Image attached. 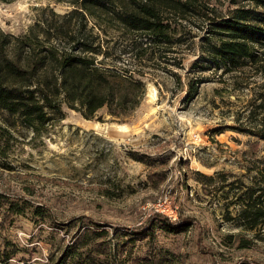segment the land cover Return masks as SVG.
<instances>
[{
	"label": "rangeland",
	"instance_id": "1",
	"mask_svg": "<svg viewBox=\"0 0 264 264\" xmlns=\"http://www.w3.org/2000/svg\"><path fill=\"white\" fill-rule=\"evenodd\" d=\"M202 1L183 15L163 13L176 27L171 45L97 19L104 52L97 60L142 85L129 112L116 117L102 107L85 118L63 103L62 116L53 115L35 134L0 111V192L49 214L36 223L19 216L9 229L28 248L26 264H40L72 242L84 256L97 240L103 251L93 252L101 264L145 257L161 264H264V220L246 229L234 203L241 182H258L264 166V140L256 135L264 129V49L234 69L207 63V21L199 14L252 4ZM72 7L67 1H0V29L24 34ZM85 16L92 26L94 19ZM196 172L213 179L202 185ZM163 217L175 223L186 217L190 225L170 231ZM99 230L107 233L90 236Z\"/></svg>",
	"mask_w": 264,
	"mask_h": 264
},
{
	"label": "trees",
	"instance_id": "2",
	"mask_svg": "<svg viewBox=\"0 0 264 264\" xmlns=\"http://www.w3.org/2000/svg\"><path fill=\"white\" fill-rule=\"evenodd\" d=\"M55 1H67L73 7L64 14H55L56 20H44L45 26L43 22H35L24 34L13 35L0 29V111L35 134L45 129L53 115L62 116L63 103L80 111L85 118H91L102 107L117 117L137 105L136 97L142 85L126 70L111 68L97 60L98 55L104 54L94 30L99 29L97 19L105 17L114 27L117 24L127 32H138V37H149L155 44L171 45L176 41V27L163 13L183 15L195 4L204 5L202 0ZM248 1L251 6L234 7L226 14H199L207 21L203 44L207 63L234 69L253 61L258 47L264 49V0ZM85 14L94 19L92 26H87ZM199 83L198 80L190 84L189 97L197 91ZM256 135L264 140V129ZM212 179L196 172L195 180L202 185ZM241 184L242 196L234 202L238 205L236 217L246 229H251L264 220V166L259 171L258 182ZM19 216L36 223L44 221L49 214L26 198H12L0 192V264H26L24 254L28 248L9 231ZM163 220L165 229L174 232L184 231L190 225L186 217L179 223L169 222L166 217ZM129 231L141 233L138 228ZM106 233V230L92 231L90 236L97 239ZM94 245L93 251H103L100 240ZM93 251L81 256L72 242L57 253L50 251L40 264H101ZM142 259L143 264H161L158 258ZM130 260L122 264L140 262Z\"/></svg>",
	"mask_w": 264,
	"mask_h": 264
},
{
	"label": "bare ground",
	"instance_id": "3",
	"mask_svg": "<svg viewBox=\"0 0 264 264\" xmlns=\"http://www.w3.org/2000/svg\"><path fill=\"white\" fill-rule=\"evenodd\" d=\"M151 91H152V90H151ZM151 93H152V92H151ZM120 127H123V128H125V126H124V125H120ZM123 128H122V129H123Z\"/></svg>",
	"mask_w": 264,
	"mask_h": 264
}]
</instances>
